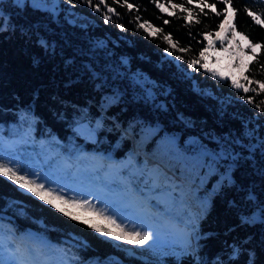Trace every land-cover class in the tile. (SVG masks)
<instances>
[{"label": "trees", "instance_id": "trees-1", "mask_svg": "<svg viewBox=\"0 0 264 264\" xmlns=\"http://www.w3.org/2000/svg\"><path fill=\"white\" fill-rule=\"evenodd\" d=\"M31 1L35 0H0V134L14 136L30 128L33 137L56 147L67 159L74 152L109 160L128 155L137 168L129 173V183L138 190L145 185L140 176L145 157L165 166L162 175L167 179L166 172H171L181 182L166 213L193 230L194 250L179 258L166 257L161 264H264V223L239 221L243 213L264 203V112L247 102L254 97L259 103L264 93L255 84L246 86L256 92L237 90L229 79L202 66L225 77L230 71L228 55L216 37L225 5L206 0L222 15L209 8L203 15L195 7L198 0H193L189 7L196 15L188 24L180 8L168 15L171 3L186 0H127L131 10L122 0H106L119 13L109 14L108 22L106 9L95 11L88 0H43L45 10L34 8ZM156 3L168 11L161 12ZM231 6L237 10L236 29L264 45V27L245 12L247 8L264 18V0H232ZM145 22L162 32L150 35L151 29L139 27ZM165 35L178 46L172 47ZM225 36L231 39V31ZM209 40L214 46L206 59L200 58ZM193 58L198 61L195 68L188 64ZM262 64L264 47L245 74L264 81ZM80 122L89 124L94 141L73 129ZM188 189L198 205L194 217L185 207ZM147 190L145 199L162 208L151 196L155 188ZM249 194L253 203L248 202ZM70 212L80 220L17 190L0 176V230L23 234L34 244L45 242L51 264H158L115 247V237L80 221L109 227L83 216L81 210ZM233 246L240 255L230 259Z\"/></svg>", "mask_w": 264, "mask_h": 264}, {"label": "rangeland", "instance_id": "rangeland-1", "mask_svg": "<svg viewBox=\"0 0 264 264\" xmlns=\"http://www.w3.org/2000/svg\"><path fill=\"white\" fill-rule=\"evenodd\" d=\"M30 4L34 8L40 10H45L47 7L46 2L43 0L31 1ZM73 128L81 138L88 141H93L95 139L93 131L88 128V126L76 125V128L75 126ZM24 134H27L26 137H23L21 134L19 138L20 142H24L25 146L21 149L15 147L17 149L16 153L9 151L10 149L8 148L10 143L14 142V140H5L4 136L0 134V159H3L5 162L11 161L13 167H18L23 171H26L29 174V178L37 179L38 182L44 183L46 187L54 189L57 193H62L66 198L75 197L77 199L89 200L92 205L98 206L99 209H104L107 214L113 215L117 218V222L122 223L126 228H136L137 230L150 232L152 234L150 228L143 227V224H150L152 221V218H148L147 213H150L151 215L156 213V210L149 206L145 199L146 196L144 193L148 191L147 188L149 186L154 184L164 185L166 189H169L165 195L156 196L159 200H162V203L165 205V210L170 208V201H172L174 194L179 193L180 191L179 187L181 186V182L174 176V174L166 172L168 176L170 175L167 178L168 180L166 177L162 178V172L167 170V168L165 169V166L159 165L156 161L148 162V159L145 158L144 171H142L140 175L144 178L143 181L145 185L140 191L137 190L132 194L130 193V190L132 189L125 191L120 184L122 183V180H124V177H116L111 174L109 169H102L103 173H101L99 177L105 182L103 186L106 188L101 185H92L93 192L96 193L97 196L99 195L101 199L93 198V196L79 192L76 189L77 183L73 180L76 179L79 181L80 178L85 179V176L90 181L98 180V175L93 174L87 176L89 169L92 173L96 167L100 166L97 163L95 164L96 167L92 165L90 155H87V157H85L83 153L76 156L74 155L71 157L74 163H70L57 152L56 148H51L50 144H47L46 141L34 138L31 132L27 133L25 131ZM54 142L56 144L57 140H54ZM132 142L133 139L130 140L131 145ZM79 158H81V161L82 159L85 160L88 158L90 163L88 164L86 160L85 167L83 164H79L81 162ZM128 163L129 160L127 159L125 164ZM130 168L129 173H134L137 169L135 165H132ZM148 168H150V170H147ZM158 172H160L161 177H159ZM21 174H23V172ZM111 182L114 183L112 184ZM115 185H118V188ZM16 188L17 190L39 200L43 204L50 206L46 203V200L50 199L49 197H45V200H41L39 197L33 195L17 184ZM184 197L188 200L185 205L187 212L194 217V211L197 212L198 207L196 206L191 190H186ZM159 200L157 202L161 204ZM107 202L109 205L105 206ZM53 203L57 205V208H65L67 211L78 212L81 210L83 216H90L94 222L106 225L114 232L119 231L113 226L108 225L103 219L94 216L92 213L86 212L82 209L73 208L69 205H63L57 200H53ZM57 208L55 209L57 210ZM60 213L63 214L62 212ZM156 216H154L153 219L157 220L158 218ZM121 217H123V219H121ZM161 217L162 218L159 221L162 228L167 226L171 227L164 230L163 233L159 232V236L152 234V239L144 245H137L134 242L130 243L129 241L134 239L132 237H125L122 240H112V244L119 249L130 252L131 255L135 257L153 261L158 264H161L166 257L175 259L190 254L194 250L192 229L187 228L184 225L176 224L174 221H170L165 215H161ZM152 224L158 229L156 222L152 221ZM0 234L7 235L8 238L6 240L9 241L8 247L4 245V242H2L3 244H0V260L8 261L10 260L11 255H15L17 259L23 260L25 264H51L50 256L47 258V256L42 254V252L37 249V245L31 244L28 240L22 237L24 236L23 234L13 231L7 233L6 231L1 230ZM9 247L19 255L17 256L14 252H11L12 250L10 251ZM17 249L19 251H17ZM29 249L32 250L33 254L29 255L26 253Z\"/></svg>", "mask_w": 264, "mask_h": 264}, {"label": "snow or ice", "instance_id": "snow-or-ice-1", "mask_svg": "<svg viewBox=\"0 0 264 264\" xmlns=\"http://www.w3.org/2000/svg\"><path fill=\"white\" fill-rule=\"evenodd\" d=\"M17 4H22V0H16ZM114 3L121 2V0H113ZM171 3V0H169ZM218 2H222L225 5L223 9V20L218 25L220 31L216 32V37L221 41V49L224 53H227L229 58V65L228 68L230 69L227 77L223 73L213 70L212 68H208L207 65H202L205 67L206 71L212 72L213 75H220L222 79L227 78L231 81V86L237 90H242L244 93H249L250 91L256 92L257 88H250L247 85H257L258 89L261 93H264V81L261 80H253L246 75V71H250V63L257 59V50L264 47L261 43H253L249 40V38L238 31L234 24V19L237 10L231 6L232 0H218ZM90 6L94 7L95 11H101V7L106 9L104 13V20L108 22L110 20V15H119L116 13L115 9L109 6L106 3V0H96L95 5L92 4V0H88ZM123 6L127 9H133V5L128 3L127 0H122ZM193 5V0H186L185 4H176L171 3V8L173 11H169L168 15L173 16L174 11L177 8H180L182 12L187 13V16L184 17L188 24L193 23V17L196 15L194 8L189 7ZM156 7L161 10V12L167 11L165 6L161 3H156ZM196 8H199V12L203 15H207L204 9L209 8L215 12L216 16H221L222 13L220 11H216L214 4L206 3V0H198V4L195 5ZM245 12L251 19L255 22L256 25H260L264 27V18H262L261 14H256L252 10L245 8ZM138 19V18H137ZM165 24H168V20H164ZM195 23L199 24L200 20L196 19ZM0 25H3V21L0 20ZM122 27V25H121ZM140 28L151 29L149 32L150 35L158 34L162 32L160 28H153L152 25L148 24L147 22L139 24ZM2 30V28H0ZM231 31V39H228L225 36V33ZM211 33H207L205 35V39H209ZM164 40H166L172 47H177L178 45L172 41L170 35H165ZM228 39L229 47H224V40ZM237 40L243 42V46L241 43L237 42ZM215 41L209 40L207 47L199 52V57L206 59V53L209 48L214 46ZM47 47V45H44ZM245 49H250L251 54L249 55ZM181 51H187V49H181ZM198 61L197 59L193 58L188 61V64L195 68ZM219 63V60H217ZM259 71H264V64L260 65ZM243 81V82H242ZM247 102L256 106L260 111L264 112V100L260 101L259 103L256 102L254 97H248ZM23 172V174H21ZM0 176L7 178L8 180L13 181L20 187L26 189L28 192L32 193L33 195L39 197L41 200H45V197H49L50 199L46 200L51 207L57 208V205L53 203V200L60 201L63 205H69L73 208L82 209L86 212L92 213L94 216L103 219L107 222L108 225L113 226L115 229H118V232H114L109 230L106 227H101L98 224L91 223L88 219H84L80 222L86 224L88 227L93 228L97 233H101L107 237H115L117 240H122L125 237H132L133 240H130V243H135L137 245H144L146 242L152 239V234L150 232H143L137 230L136 228H126L122 223L117 222V218L113 215H109L106 213L104 209H99L95 205H92L89 200L87 199H77L75 197L66 198L65 195L62 193H57L54 189L46 187L44 183L38 182L37 179L29 178V174L26 171L18 167H13L11 161L5 162L3 159H0ZM248 202L253 203V198L249 194ZM58 211L62 212L65 216L70 217L74 221H79L80 218L76 214L67 211L65 208H57ZM256 219H259L262 223H264V203L257 205L256 208L252 209L249 213H243L240 218V224L247 225L253 223ZM190 245V241H189ZM17 251H19L17 249ZM11 255V254H10ZM240 255V249L233 246L232 257L230 259H235ZM0 264H25V262L21 259H17L15 255H11L10 260L4 261L0 260Z\"/></svg>", "mask_w": 264, "mask_h": 264}, {"label": "bare ground", "instance_id": "bare-ground-1", "mask_svg": "<svg viewBox=\"0 0 264 264\" xmlns=\"http://www.w3.org/2000/svg\"><path fill=\"white\" fill-rule=\"evenodd\" d=\"M76 125L78 126V125H85L86 127L88 126V128H90V126H89V124L88 123H86V122H80V123H76V124H74L73 125V127L75 126V128H76ZM27 129V128H26ZM74 129V128H73ZM91 129V128H90ZM77 133V132H76ZM78 134V133H77ZM2 136H6V135H4V134H1ZM79 135V134H78ZM54 140H57L56 138H54L53 137V142H54ZM52 141V140H51ZM55 143V142H54ZM58 143H60V141L59 140H57V142H56V144H58ZM79 153H77V152H74V153H71V155L69 156V159H72L71 157L72 156H76V155H78ZM84 154V156L85 157H87V155H89V153H83ZM126 158L130 161V162H134L133 161V159L130 157V156H126ZM145 158H147V157H145ZM145 158H144V162H145ZM148 159V158H147ZM84 160V159H83ZM87 160H88V158H87ZM148 162H155L154 160H152V159H148ZM85 164H86V162L84 161V166H85ZM86 167V166H85ZM87 168H88V166H87ZM98 169H102V166H99V167H97ZM15 187H16V183H14L13 181H11V180H9ZM91 182L92 181H90L89 179H87V177L85 176V179L83 178V181H82V187H83V193H85V194H87V195H89V196H93V198H96V199H101L100 198V196L98 195H96L92 190H93V187H91ZM92 185H95V183H93ZM79 192H81L79 189H77ZM196 203V202H195ZM96 206V205H95ZM196 206L198 207V205H197V203H196ZM97 208H98V206H96ZM55 209V208H54ZM56 210V209H55ZM173 217V216H172ZM172 217H170L171 218V220H173L175 223H177V219L176 218H172ZM121 219H123V217H121ZM151 231H152V234H154V235H156L157 234V229H156V227L154 226V227H152L151 228ZM179 238V237H178ZM178 240V239H177Z\"/></svg>", "mask_w": 264, "mask_h": 264}]
</instances>
